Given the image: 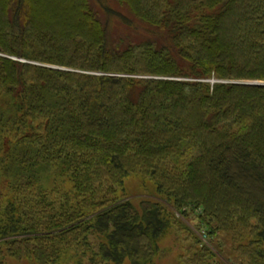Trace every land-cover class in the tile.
I'll use <instances>...</instances> for the list:
<instances>
[{"label": "trees", "instance_id": "obj_1", "mask_svg": "<svg viewBox=\"0 0 264 264\" xmlns=\"http://www.w3.org/2000/svg\"><path fill=\"white\" fill-rule=\"evenodd\" d=\"M250 80L264 0H0V264H264Z\"/></svg>", "mask_w": 264, "mask_h": 264}, {"label": "rangeland", "instance_id": "obj_2", "mask_svg": "<svg viewBox=\"0 0 264 264\" xmlns=\"http://www.w3.org/2000/svg\"><path fill=\"white\" fill-rule=\"evenodd\" d=\"M117 20L115 19V24H117ZM246 82V81H243ZM140 178L137 176L130 175L125 178V187L132 195H137L141 191V182ZM175 235L168 234L166 239L164 238L161 242L162 247L165 248L166 252L164 251L160 257L156 258L155 264H173L175 261V256L177 255V243H175ZM7 264H28L26 260L18 261L16 259L10 258L7 261Z\"/></svg>", "mask_w": 264, "mask_h": 264}, {"label": "water", "instance_id": "obj_3", "mask_svg": "<svg viewBox=\"0 0 264 264\" xmlns=\"http://www.w3.org/2000/svg\"><path fill=\"white\" fill-rule=\"evenodd\" d=\"M50 67H53V68H60V67H57V66H50ZM216 80H212V82H214ZM242 83H245V84H249V85H259V84H264V82L262 81H259V80H250V81H246V82H243Z\"/></svg>", "mask_w": 264, "mask_h": 264}]
</instances>
